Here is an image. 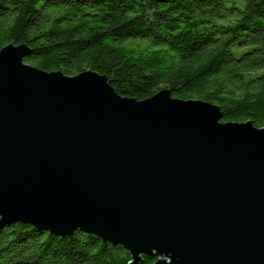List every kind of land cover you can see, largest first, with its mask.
Wrapping results in <instances>:
<instances>
[{
    "label": "water",
    "instance_id": "1",
    "mask_svg": "<svg viewBox=\"0 0 264 264\" xmlns=\"http://www.w3.org/2000/svg\"><path fill=\"white\" fill-rule=\"evenodd\" d=\"M12 41L0 48V228L94 234L127 264H264V126L165 87L138 100L91 69L42 70Z\"/></svg>",
    "mask_w": 264,
    "mask_h": 264
},
{
    "label": "trees",
    "instance_id": "2",
    "mask_svg": "<svg viewBox=\"0 0 264 264\" xmlns=\"http://www.w3.org/2000/svg\"><path fill=\"white\" fill-rule=\"evenodd\" d=\"M10 41L30 47L24 62L42 70L91 69L138 100L165 87L218 105L222 121L264 126V0H0V48ZM129 259L123 246L78 230L0 228V264Z\"/></svg>",
    "mask_w": 264,
    "mask_h": 264
}]
</instances>
